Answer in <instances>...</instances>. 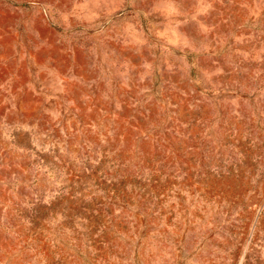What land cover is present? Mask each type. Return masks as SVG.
<instances>
[{
	"label": "rangeland",
	"instance_id": "obj_1",
	"mask_svg": "<svg viewBox=\"0 0 264 264\" xmlns=\"http://www.w3.org/2000/svg\"><path fill=\"white\" fill-rule=\"evenodd\" d=\"M0 264H264V0H0Z\"/></svg>",
	"mask_w": 264,
	"mask_h": 264
}]
</instances>
